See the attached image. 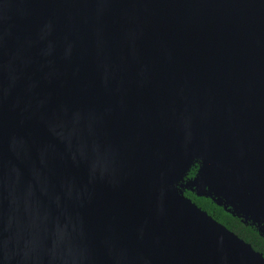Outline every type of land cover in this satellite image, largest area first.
Returning a JSON list of instances; mask_svg holds the SVG:
<instances>
[{"label": "water", "instance_id": "95a60500", "mask_svg": "<svg viewBox=\"0 0 264 264\" xmlns=\"http://www.w3.org/2000/svg\"><path fill=\"white\" fill-rule=\"evenodd\" d=\"M181 187L264 235V0H0V264H264Z\"/></svg>", "mask_w": 264, "mask_h": 264}, {"label": "trees", "instance_id": "16d2710c", "mask_svg": "<svg viewBox=\"0 0 264 264\" xmlns=\"http://www.w3.org/2000/svg\"><path fill=\"white\" fill-rule=\"evenodd\" d=\"M200 167V162H195L189 169L182 183L194 178ZM183 194L190 198L198 207L206 211L216 221L234 232L238 237L250 244L254 250L260 252L264 256V235L259 232L256 225L250 221L245 222L240 216L234 215L226 209L224 205L218 204L215 200L208 196H198L195 191L187 187H181Z\"/></svg>", "mask_w": 264, "mask_h": 264}]
</instances>
